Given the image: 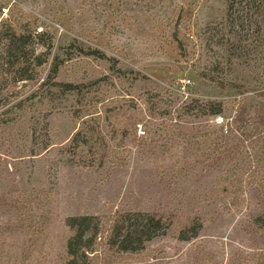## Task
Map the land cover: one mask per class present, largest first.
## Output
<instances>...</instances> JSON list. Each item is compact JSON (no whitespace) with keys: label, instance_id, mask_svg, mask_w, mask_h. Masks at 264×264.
I'll return each instance as SVG.
<instances>
[{"label":"rangeland","instance_id":"obj_1","mask_svg":"<svg viewBox=\"0 0 264 264\" xmlns=\"http://www.w3.org/2000/svg\"><path fill=\"white\" fill-rule=\"evenodd\" d=\"M227 3L0 0L2 18L11 17L18 33H45L30 40L25 55L32 63L33 49L44 53L36 79L15 81L16 69L7 65L0 77V264H66L67 217L115 211L171 222L136 251L98 245L97 264H244L264 249L263 230L250 221L264 208V173L247 177L256 167L251 156L264 144V56L254 50L251 9H240L223 33L209 32L226 19ZM74 46L99 56H78ZM49 79L84 85L110 102L131 98L126 118L137 121V136L119 132L96 158L84 147L76 155L74 115L85 100L79 103L77 90L44 84ZM36 92L37 108L10 121L6 109ZM210 101L221 103L222 124L197 109L183 116L186 103L209 111ZM230 169L238 171L241 188L229 185ZM191 218L203 228L181 240Z\"/></svg>","mask_w":264,"mask_h":264},{"label":"trees","instance_id":"obj_2","mask_svg":"<svg viewBox=\"0 0 264 264\" xmlns=\"http://www.w3.org/2000/svg\"><path fill=\"white\" fill-rule=\"evenodd\" d=\"M5 8L0 5V77L4 74V66L13 67L15 70V81L26 82L28 80H34V72L36 68L43 66L42 56L44 53L37 54V48L31 51V55L34 57L32 63H27L25 60L26 50L30 45V40L33 37L41 39L45 34L43 31L36 32L35 34L28 31H22L18 33L11 24V17L9 19L2 18V9ZM253 10L252 17L254 18V50L259 53L263 58L264 56V0H228L227 3V17L222 21V25H214L210 27V33L222 32L228 25H233L234 20L238 19L240 9ZM211 29L213 31H211ZM213 38V34H210ZM224 36V35H222ZM77 51V55H94L95 58L99 56L97 49H90L85 51L83 47L74 46V52ZM75 54V53H74ZM58 73V66L55 65L52 69V75L50 79L55 78ZM50 79L48 83L62 90L63 93L76 91L79 103L81 101L85 104L81 105L82 109L76 110L74 115L78 120V126L75 129V133L72 137V146L75 149V154H79L81 148H85L87 154L91 159L102 152V150H110L112 142L120 135L125 137L129 134L137 136L138 124L137 121L130 118H126L128 115L130 103L132 99H126L125 104L119 103L117 100L110 102L111 98L105 93L100 95L93 93L91 90L83 91L84 85H74L71 82L53 81ZM1 82V81H0ZM88 86V85H87ZM57 93V92H56ZM38 93H33L25 98H21L10 107L6 109L7 114H11L10 121L17 123L23 115L19 112L27 111L31 108H37L35 98ZM84 95V96H83ZM87 96V97H86ZM41 100V99H40ZM11 101H7L5 104H9ZM208 106L209 111L201 105H189L186 103V109L183 116L192 115L193 110H198L201 114H209L216 117L223 112L221 103L216 101H210L204 105ZM207 108V107H206ZM32 110V109H31ZM84 112V115L82 113ZM182 115L177 117L175 122L176 127L180 126V118H184ZM121 118L128 120L126 124H122ZM118 122V127H116ZM119 126H123L125 129L120 130ZM172 126V123H171ZM223 129V127H222ZM120 130V131H119ZM165 130V128L163 129ZM39 131V123L34 122L32 124V134L35 136ZM146 133V132H145ZM144 133V134H145ZM183 134V133H182ZM117 149H120L123 145L121 143L114 144ZM42 148L47 149L46 145ZM66 150V147L64 148ZM117 149L112 154V160L115 162L119 158L117 156ZM218 150V149H216ZM221 150V149H220ZM38 154V153H37ZM35 154V155H37ZM79 156V155H78ZM255 162V169H250L248 178H253L257 173H264V144L260 151H254L251 156ZM91 159H88L91 160ZM102 160V159H101ZM231 170V169H230ZM233 170V169H232ZM231 170L234 178L229 181L230 186H242L243 180L238 178L239 173L236 170ZM245 173V172H244ZM248 186L255 183L254 180H247ZM264 188V183H260ZM242 190V189H241ZM240 190V191H241ZM240 191L234 189L232 192L238 195ZM264 198V194H263ZM251 223L257 230H263L261 236L264 239V208L256 216L250 219ZM171 220L164 218L161 215L155 213H143V212H111L102 214H84L73 215L66 219V225L70 230V235L67 238V263L66 264H97L98 259V245L108 247V249L116 248L117 252H130L136 251L145 245V242L154 239L155 237L165 234L169 228ZM203 228V223L198 218H191L187 224L180 230L179 238L181 240H190L196 238ZM246 258V262L253 261L254 264H264V249L259 252L249 254ZM235 261V259H234ZM231 261L230 264H233Z\"/></svg>","mask_w":264,"mask_h":264},{"label":"built area","instance_id":"obj_3","mask_svg":"<svg viewBox=\"0 0 264 264\" xmlns=\"http://www.w3.org/2000/svg\"><path fill=\"white\" fill-rule=\"evenodd\" d=\"M3 10H5V8H4ZM215 120H216L217 122H220V124L223 123V122H222V121H223V120H222V117L216 116V117H215ZM140 132H143V134L145 133V131H141V130H140Z\"/></svg>","mask_w":264,"mask_h":264}]
</instances>
